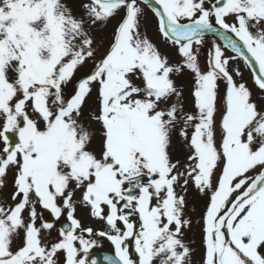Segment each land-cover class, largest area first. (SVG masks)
<instances>
[{
    "label": "snow or ice",
    "instance_id": "1",
    "mask_svg": "<svg viewBox=\"0 0 264 264\" xmlns=\"http://www.w3.org/2000/svg\"><path fill=\"white\" fill-rule=\"evenodd\" d=\"M101 240L264 264V0H0V264Z\"/></svg>",
    "mask_w": 264,
    "mask_h": 264
},
{
    "label": "rangeland",
    "instance_id": "2",
    "mask_svg": "<svg viewBox=\"0 0 264 264\" xmlns=\"http://www.w3.org/2000/svg\"><path fill=\"white\" fill-rule=\"evenodd\" d=\"M45 215H46V213H45ZM100 244L102 245L101 247L93 248L92 251H94V250H107V251L112 252V248H111V246L107 240H101Z\"/></svg>",
    "mask_w": 264,
    "mask_h": 264
},
{
    "label": "water",
    "instance_id": "3",
    "mask_svg": "<svg viewBox=\"0 0 264 264\" xmlns=\"http://www.w3.org/2000/svg\"><path fill=\"white\" fill-rule=\"evenodd\" d=\"M221 2H222V0H221ZM47 215L50 216L49 213H47ZM104 254H111V253L104 252V251H95V252H92V255L94 256V258H96L100 262V264H103V256H104Z\"/></svg>",
    "mask_w": 264,
    "mask_h": 264
}]
</instances>
